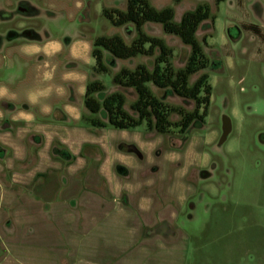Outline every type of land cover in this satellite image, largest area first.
Listing matches in <instances>:
<instances>
[{"label":"rangeland","instance_id":"374dc122","mask_svg":"<svg viewBox=\"0 0 264 264\" xmlns=\"http://www.w3.org/2000/svg\"><path fill=\"white\" fill-rule=\"evenodd\" d=\"M126 3L0 0V88L22 93L19 99L64 89L69 94L57 108L72 109L53 111L45 128H9L17 153L0 142V264H264V0H149L155 9L172 8L176 22L198 4L211 11L196 32L206 67L190 77V84L208 77L210 103L199 110L204 119L181 133L178 110L192 112L194 102L147 84L176 109L165 134L145 122L115 129L103 107L94 117L106 126L95 128L84 108L86 84L99 81L101 105L107 95L122 93L125 110L137 118L134 89L112 78L137 64L151 69L154 56L122 60L104 51L108 72H97L91 54L100 36L130 44L134 29L103 16ZM230 27L240 33L235 40ZM9 31L18 37L9 40ZM143 31L172 49L174 69L185 66L190 49L177 36L158 23ZM67 37L83 55L72 59L62 48L48 59L56 64L52 76L36 67L44 62L40 49L21 48L28 42L65 46ZM15 106L22 109L21 100ZM225 117L230 131L220 144Z\"/></svg>","mask_w":264,"mask_h":264},{"label":"trees","instance_id":"16d2710c","mask_svg":"<svg viewBox=\"0 0 264 264\" xmlns=\"http://www.w3.org/2000/svg\"><path fill=\"white\" fill-rule=\"evenodd\" d=\"M179 1V0H176ZM223 0H215L218 5ZM210 7L198 4L194 9L185 11L178 22L174 20V10L170 7L153 8L149 0H127L124 10H103V16L115 27L132 25L135 36L130 44H126L122 37L113 35L100 36L93 41L92 57L95 62L94 70L108 72L103 64V52H109L116 59H132L137 56H154L153 67L148 69L144 64H137L133 69L121 68L113 75V84L122 88H133L136 99L131 109L137 113V118L131 116L124 108L125 97L122 93L114 92L105 97L102 105L95 95L104 90L99 81H90L85 86L84 108L93 116L91 126L103 128L106 124L98 117H94L104 108L107 114V124L119 130L136 127L145 122L159 134H165L171 127L168 117L176 109L168 108L153 95L147 86L150 83L158 89L171 90L176 96L194 102L192 112L178 110L181 123L177 125L184 133L194 121H202L204 114L200 113L201 106L210 103L211 86L206 74H202L190 84V77L206 67V57L196 38L199 26L210 18ZM146 23H158L167 34L175 35L182 44L190 49L185 66L174 69L170 64L172 49L156 37L144 33ZM157 51V53H156Z\"/></svg>","mask_w":264,"mask_h":264},{"label":"crops","instance_id":"0c3cea01","mask_svg":"<svg viewBox=\"0 0 264 264\" xmlns=\"http://www.w3.org/2000/svg\"><path fill=\"white\" fill-rule=\"evenodd\" d=\"M146 24H144V26ZM127 27L130 28L131 31L132 29H134L132 25H128ZM35 35L39 39L38 32H35ZM134 36L135 33L133 34L131 39ZM26 37H29L30 39L32 38V36L29 35H27ZM38 39L36 41H38ZM64 47L68 49V53L70 54V57L72 59H78L83 55V53L81 52V45L75 44V42L70 37H67L65 46L61 43H46L40 47L36 42H28L27 44H23L21 46V48H23L22 51L31 54H35L40 49V52L44 57V62L42 65L41 63L36 65V67L44 68L48 72L46 74H49V76H52L55 73L56 64H51L48 59L56 56V54H58ZM29 63V59L24 61V65H29ZM35 64L37 63L35 62ZM66 78H69V80H76L74 76H71L70 78V76L67 75ZM63 90L57 93H52L51 91L30 92L27 94L26 98L24 97L19 99L22 93L8 92L7 90L0 88V142H7V146L15 150L17 153V146L19 142L13 138V132L9 128H12L13 126L22 129L45 128V121L53 111L63 113H68L69 111H71L72 109L69 108L68 105H65L64 109L57 108L63 96L69 94ZM80 92H82V90H80ZM20 100L23 106L22 109H18L15 106L16 104H18V102H20ZM22 131L23 130H21V132Z\"/></svg>","mask_w":264,"mask_h":264},{"label":"water","instance_id":"95a60500","mask_svg":"<svg viewBox=\"0 0 264 264\" xmlns=\"http://www.w3.org/2000/svg\"><path fill=\"white\" fill-rule=\"evenodd\" d=\"M227 34H228L229 38L232 39V40L237 39L239 37V35H240V33H238L236 27H230L227 30ZM24 35H26V34H24ZM16 37H17V33L15 31H9L8 34H7V38L9 40L14 39ZM223 124H224L223 125V132H222V135H221L220 140H219L220 144L223 143L226 140V138L228 136V133L230 131V125H229L228 118H226V117L224 118Z\"/></svg>","mask_w":264,"mask_h":264},{"label":"flooded vegetation","instance_id":"af4514ba","mask_svg":"<svg viewBox=\"0 0 264 264\" xmlns=\"http://www.w3.org/2000/svg\"><path fill=\"white\" fill-rule=\"evenodd\" d=\"M17 37H18V33H17Z\"/></svg>","mask_w":264,"mask_h":264}]
</instances>
